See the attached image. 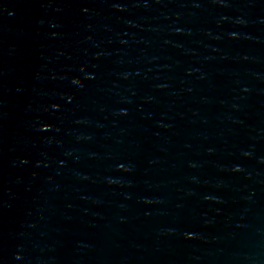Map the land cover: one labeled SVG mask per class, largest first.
<instances>
[{
	"label": "water",
	"instance_id": "95a60500",
	"mask_svg": "<svg viewBox=\"0 0 264 264\" xmlns=\"http://www.w3.org/2000/svg\"><path fill=\"white\" fill-rule=\"evenodd\" d=\"M0 264H264V0H0Z\"/></svg>",
	"mask_w": 264,
	"mask_h": 264
}]
</instances>
